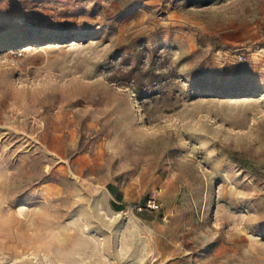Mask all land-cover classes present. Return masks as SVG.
<instances>
[{
	"label": "rangeland",
	"instance_id": "1",
	"mask_svg": "<svg viewBox=\"0 0 264 264\" xmlns=\"http://www.w3.org/2000/svg\"><path fill=\"white\" fill-rule=\"evenodd\" d=\"M0 264H264V0H0Z\"/></svg>",
	"mask_w": 264,
	"mask_h": 264
},
{
	"label": "bare ground",
	"instance_id": "2",
	"mask_svg": "<svg viewBox=\"0 0 264 264\" xmlns=\"http://www.w3.org/2000/svg\"><path fill=\"white\" fill-rule=\"evenodd\" d=\"M28 231V232H27ZM20 236H24V235H28L29 233H32V234H35L37 235V231H35L34 229H25V228H22L21 230H18L17 232ZM28 233V234H27Z\"/></svg>",
	"mask_w": 264,
	"mask_h": 264
}]
</instances>
